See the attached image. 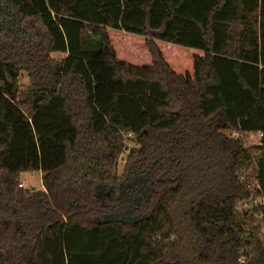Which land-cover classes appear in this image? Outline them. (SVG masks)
<instances>
[{
    "label": "trees",
    "instance_id": "trees-1",
    "mask_svg": "<svg viewBox=\"0 0 264 264\" xmlns=\"http://www.w3.org/2000/svg\"><path fill=\"white\" fill-rule=\"evenodd\" d=\"M193 120L238 146L232 183L190 214L200 262L264 264V0H0V264H190L172 209L200 172ZM157 136L169 173L147 158L138 186Z\"/></svg>",
    "mask_w": 264,
    "mask_h": 264
},
{
    "label": "flooded vegetation",
    "instance_id": "flooded-vegetation-1",
    "mask_svg": "<svg viewBox=\"0 0 264 264\" xmlns=\"http://www.w3.org/2000/svg\"><path fill=\"white\" fill-rule=\"evenodd\" d=\"M187 114L190 116L189 112ZM190 127L191 130H189L187 134L192 140V143L194 142V144L198 146L199 150L195 159L198 161L200 172H198L197 176H194L192 173L191 180L177 197L172 213L176 234L182 239L178 251L180 257L183 261L190 264H201L199 259L201 249L200 238L198 234L195 233L191 223L188 225L186 224V220L190 217L193 208L199 205L207 195H218L226 191L230 183H232L231 179L233 174L231 170L228 171V166L232 164V160L230 161V152H227L228 147L225 143V136H221L218 133L213 123L200 120L196 122L193 120L190 121ZM190 144L191 143L188 144L187 150L189 146H191ZM166 145V141L158 137V139H152L151 144L147 142V145L145 144L142 147L144 157L141 158L140 163L144 168L130 170L129 178L133 183H137L139 186L144 181L151 179V177H149L151 171L148 172L145 166V160L147 158L149 161L157 160L158 162H163L166 165V174L169 173L170 169L169 166L167 167V164L170 153ZM187 150L185 154L187 160L193 159L192 150ZM145 173L148 174L145 175ZM162 176L158 177V181L162 180ZM162 191L163 190L160 188L157 189L156 193L158 197L155 200H151L150 203H157L162 196ZM148 194L149 192L146 191L143 195H140L141 200L149 197L150 195ZM124 217L127 218L126 215Z\"/></svg>",
    "mask_w": 264,
    "mask_h": 264
},
{
    "label": "rangeland",
    "instance_id": "rangeland-1",
    "mask_svg": "<svg viewBox=\"0 0 264 264\" xmlns=\"http://www.w3.org/2000/svg\"><path fill=\"white\" fill-rule=\"evenodd\" d=\"M120 50H121V54H124V56L126 57V59L129 62H136L137 61V59H136L137 56L133 54V50H131L129 47H126V48H122L121 47ZM23 75L24 76H23V78H22V80L20 82V83H23V84H20V89L24 90V89H26V87H27L29 82H28L27 75L25 73ZM184 112H185V110H184ZM185 114H186V112H185ZM244 141L247 143L246 144L247 147L252 145V143L255 144V145H258L257 139H256L255 136H245ZM126 158H127L126 155H122L120 157V159H119V163H118L119 165H118V168H117L119 175H121L123 173V171H124V165H125L126 160H127ZM250 168L251 169L249 171L248 170L246 171V173H247L246 174V176H247L246 178H249V181L247 180L248 183L245 184V187L248 186L249 189L252 190V187L254 188V185L256 184V181H255V174L253 172L254 170H253L252 167H250ZM238 176L240 177L241 175L239 174ZM242 176L245 177V174L242 173ZM242 176H241L240 180H242ZM19 182L23 184V188L24 189H31V190L32 189H36V190L42 189V190H44L43 181H42V175H41L40 172H33V173L24 174L20 178ZM245 190H246V188H245ZM257 200H258L257 198H252V199H250L248 201H240L238 203L237 208L239 210L248 211V210H250V208H249L250 206H253V207L255 206V204L257 203ZM256 217H258V216H256ZM190 223H191L190 222V217H188L187 220H186V224L188 225ZM261 233L262 234L264 233V229H261ZM176 236L179 237L178 234H176ZM263 236H264V234H263ZM179 239L182 242V239L180 237H179ZM240 258L243 259V260H246V258L243 257V256L240 257ZM239 263H242V262H239Z\"/></svg>",
    "mask_w": 264,
    "mask_h": 264
},
{
    "label": "crops",
    "instance_id": "crops-1",
    "mask_svg": "<svg viewBox=\"0 0 264 264\" xmlns=\"http://www.w3.org/2000/svg\"><path fill=\"white\" fill-rule=\"evenodd\" d=\"M225 138V143L227 144V147H228V149H227V152H230V155H231V159H230V161L233 159V156L235 155V153H236V149H237V142H236V140L235 139H233L232 137H228V136H225L224 137ZM229 168H228V171L229 170H231V168L233 167V165L232 164H230V166H228ZM235 169V168H234ZM33 173V172H32ZM41 173V172H40ZM24 174H27V173H23L22 174V176L24 175ZM41 175H42V173H41ZM45 189V188H44Z\"/></svg>",
    "mask_w": 264,
    "mask_h": 264
},
{
    "label": "built area",
    "instance_id": "built-area-1",
    "mask_svg": "<svg viewBox=\"0 0 264 264\" xmlns=\"http://www.w3.org/2000/svg\"><path fill=\"white\" fill-rule=\"evenodd\" d=\"M261 133H259V136L261 137ZM130 136H132L131 134H130ZM256 181V180H255ZM22 186H23V184H21ZM252 190H253V192H255L256 190L257 191H259L260 190V186H259V184L257 183V181H256V184L254 185V188L252 187ZM257 203L255 204V206L254 207H256L258 204H260L259 202L261 201V197H257ZM246 205V204H245ZM254 207L253 206H250L249 208H250V210L251 209H254ZM247 208V207H246ZM239 210V209H238ZM239 211H243V210H239ZM239 262H242V263H244L245 262V260H243V259H239Z\"/></svg>",
    "mask_w": 264,
    "mask_h": 264
},
{
    "label": "water",
    "instance_id": "water-1",
    "mask_svg": "<svg viewBox=\"0 0 264 264\" xmlns=\"http://www.w3.org/2000/svg\"><path fill=\"white\" fill-rule=\"evenodd\" d=\"M175 207V206H174ZM174 207H173V210H174ZM172 217H173V213H172Z\"/></svg>",
    "mask_w": 264,
    "mask_h": 264
}]
</instances>
